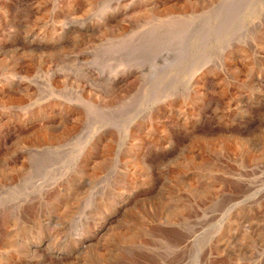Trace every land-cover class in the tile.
<instances>
[{"label": "rangeland", "instance_id": "obj_1", "mask_svg": "<svg viewBox=\"0 0 264 264\" xmlns=\"http://www.w3.org/2000/svg\"><path fill=\"white\" fill-rule=\"evenodd\" d=\"M0 264H264V0H0Z\"/></svg>", "mask_w": 264, "mask_h": 264}]
</instances>
